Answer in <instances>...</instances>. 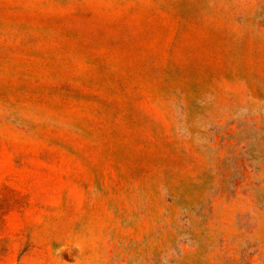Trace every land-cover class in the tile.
I'll use <instances>...</instances> for the list:
<instances>
[{"label":"rangeland","instance_id":"374dc122","mask_svg":"<svg viewBox=\"0 0 264 264\" xmlns=\"http://www.w3.org/2000/svg\"><path fill=\"white\" fill-rule=\"evenodd\" d=\"M0 264H264V0H0Z\"/></svg>","mask_w":264,"mask_h":264}]
</instances>
